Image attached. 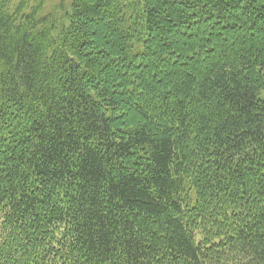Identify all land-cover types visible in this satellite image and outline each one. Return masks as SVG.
<instances>
[{"label":"trees","instance_id":"1","mask_svg":"<svg viewBox=\"0 0 264 264\" xmlns=\"http://www.w3.org/2000/svg\"><path fill=\"white\" fill-rule=\"evenodd\" d=\"M0 264H264V0H0Z\"/></svg>","mask_w":264,"mask_h":264},{"label":"rangeland","instance_id":"2","mask_svg":"<svg viewBox=\"0 0 264 264\" xmlns=\"http://www.w3.org/2000/svg\"><path fill=\"white\" fill-rule=\"evenodd\" d=\"M49 1V4H52L54 3L55 0H48Z\"/></svg>","mask_w":264,"mask_h":264}]
</instances>
